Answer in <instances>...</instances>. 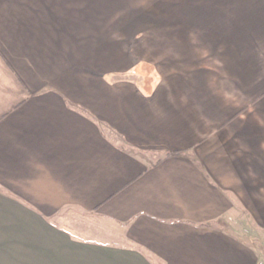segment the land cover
<instances>
[{
    "label": "crops",
    "instance_id": "1",
    "mask_svg": "<svg viewBox=\"0 0 264 264\" xmlns=\"http://www.w3.org/2000/svg\"><path fill=\"white\" fill-rule=\"evenodd\" d=\"M115 3L0 0V264H260L264 0Z\"/></svg>",
    "mask_w": 264,
    "mask_h": 264
},
{
    "label": "rangeland",
    "instance_id": "2",
    "mask_svg": "<svg viewBox=\"0 0 264 264\" xmlns=\"http://www.w3.org/2000/svg\"><path fill=\"white\" fill-rule=\"evenodd\" d=\"M115 1H116V3L112 4V6L117 4V5H119V7H124V5H126V4L129 5V6L131 4V3L129 4V0H115ZM148 6H149V8L150 7H152V8L155 7V5H147V7ZM140 7H144L145 8V4L141 5ZM102 8H104V10H105V6L102 7ZM148 21H149L148 24L154 23V20H148ZM145 23H146V21L134 20V21H132V28L138 29L143 24L145 26ZM134 31H136V30H134ZM121 39L123 40V36L122 35L116 36L117 42L122 41ZM137 43H139V40H134V39L132 40V44H137ZM151 43L153 44L154 42H151ZM137 49H139V47ZM139 54H142V53L140 51L135 53V55H136L135 60H137V58H139V56H140ZM144 56L146 58L148 57V58H152L154 60V53H151V52L147 51V52H144ZM145 67H147V66H145V65L142 66V68H140L138 71L142 72V74L146 73L145 76L149 77L150 75H148V74H150L149 73L150 72V68L148 66L147 69L145 70ZM69 215L71 217L75 216V214H71V213H69ZM75 220L78 221L77 219H75ZM81 220L83 221V219H81ZM75 223H77V222H75ZM237 224H238V227L237 226L233 227V231L236 232L238 234V236H239V229H240V232H242L241 234L246 239H248L254 246H256V248L260 252V259H261L260 264H264V232L259 230V233H258L255 229L251 228V226L248 225L247 221L242 222V224L240 225V228H239V222ZM81 225H85L84 221L80 222V226Z\"/></svg>",
    "mask_w": 264,
    "mask_h": 264
}]
</instances>
